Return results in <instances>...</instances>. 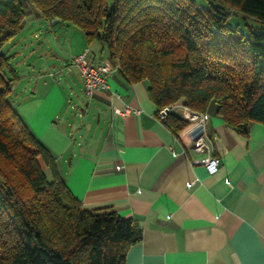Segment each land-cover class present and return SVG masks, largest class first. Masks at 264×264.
<instances>
[{"label": "trees", "instance_id": "16d2710c", "mask_svg": "<svg viewBox=\"0 0 264 264\" xmlns=\"http://www.w3.org/2000/svg\"><path fill=\"white\" fill-rule=\"evenodd\" d=\"M25 4L99 42L129 82H146L157 112L180 103L203 114L214 102L247 135L264 123V0H0V264H125L141 228L114 210L83 208L11 103L18 76L3 48ZM231 16L248 32L230 27ZM162 122L175 135L188 124L175 112Z\"/></svg>", "mask_w": 264, "mask_h": 264}, {"label": "crops", "instance_id": "0c3cea01", "mask_svg": "<svg viewBox=\"0 0 264 264\" xmlns=\"http://www.w3.org/2000/svg\"><path fill=\"white\" fill-rule=\"evenodd\" d=\"M35 22L53 25L33 9L18 34ZM16 36L6 46L19 42ZM95 42L85 40L71 54L88 51L94 64L110 68L108 96L85 97L79 70L57 54L40 58L33 47L3 50L18 53L21 61L24 49L37 58L28 72L19 71L15 109L56 158L71 193L83 208L114 210L141 228L125 264H264V123L252 122L241 135L211 102L202 117L220 163L208 174L197 162L204 155L186 146L184 131L175 135L159 120L146 82H129ZM63 67L67 77L59 85L55 69ZM125 108L130 112L113 121L114 111Z\"/></svg>", "mask_w": 264, "mask_h": 264}, {"label": "rangeland", "instance_id": "374dc122", "mask_svg": "<svg viewBox=\"0 0 264 264\" xmlns=\"http://www.w3.org/2000/svg\"><path fill=\"white\" fill-rule=\"evenodd\" d=\"M196 5L199 7H206L207 6V0H194ZM26 5V6H25ZM24 5V9L25 12H31L33 11V5H28L25 4ZM33 8V9H32ZM35 11H37L35 9ZM38 22V21H37ZM33 23V25L35 27L32 26V29L29 30V27L27 26L26 32H24V34L21 35L18 34L16 36L15 39L19 40L15 41V43L12 44V46H6V47H33V49L39 50L40 52V58H44V56H50L51 54H54L53 56H56V54L59 56V58H62L64 60V62H68V63H73L72 59V54L71 52L75 51L78 47H82L85 46V40H84V35L83 32L76 26L71 25V24H66V23H55L53 25L50 24H44V22L42 23ZM228 25L230 27H237L238 29H240L243 32H248V29L245 27L243 20L238 17V16H231L228 18L227 21ZM249 26L253 25L254 23L252 21H248ZM32 32V33H31ZM23 33V31H22ZM23 35H26L24 38ZM60 37V42L56 41L55 36ZM19 37V39H18ZM232 41H230L231 44L237 46V47H241L240 44L237 45V43H235V38L231 37ZM95 41L92 42V45H95ZM18 44V45H16ZM93 47V46H91ZM5 50V49H4ZM47 51L49 53H47ZM104 51H106V49H104ZM11 52L13 53L14 51L11 50ZM10 52V54L8 53V55L10 56V64L13 68V70L15 71V73L17 74V76L19 75V71L20 73L22 72H28L27 70H29L31 67H33L32 61H35L36 56L34 55H30V52H28L26 49H24L23 52H25V59L24 57L22 58V61H26V65L24 63H21V57L18 56V53H12ZM19 52V50H18ZM39 53V52H38ZM51 63H58L55 59L53 58H49ZM18 61V62H17ZM74 64V63H73ZM55 78L57 79V82L59 85H64V80L67 77V71L66 69L63 68H56L55 69ZM69 79V78H67ZM71 80V79H70ZM19 79L17 78L13 84H12V89L13 87L16 86ZM16 90L12 91V95H11V100L13 102L14 108L17 107L18 104V100L19 97L21 96V94L19 93L21 86L18 85L16 86ZM175 114H177L178 116H180V109H176L175 110ZM181 117V116H180ZM182 118V117H181ZM184 119V118H183ZM188 122V121H187ZM22 184H23V180H22ZM27 193H28V189Z\"/></svg>", "mask_w": 264, "mask_h": 264}, {"label": "built area", "instance_id": "2783aa9c", "mask_svg": "<svg viewBox=\"0 0 264 264\" xmlns=\"http://www.w3.org/2000/svg\"><path fill=\"white\" fill-rule=\"evenodd\" d=\"M87 54L88 51H85L72 59L82 77L83 94L87 98H91L98 93L108 96L111 91L107 81L110 68L103 63L94 64L92 60L87 58ZM176 109H180V116L188 121L187 126L183 129L189 139V143L186 146L204 155L197 162L204 166L208 174L216 173L219 169L220 161L218 156L214 154V149L207 138L201 113L193 112L180 103H173L158 111L159 120H164L168 113L175 112ZM129 112L128 108L114 111L113 121L118 123ZM133 112L135 114L139 113L138 110H133Z\"/></svg>", "mask_w": 264, "mask_h": 264}, {"label": "water", "instance_id": "95a60500", "mask_svg": "<svg viewBox=\"0 0 264 264\" xmlns=\"http://www.w3.org/2000/svg\"><path fill=\"white\" fill-rule=\"evenodd\" d=\"M57 21H58V19L55 18V19H53V20L51 21V24H55Z\"/></svg>", "mask_w": 264, "mask_h": 264}]
</instances>
